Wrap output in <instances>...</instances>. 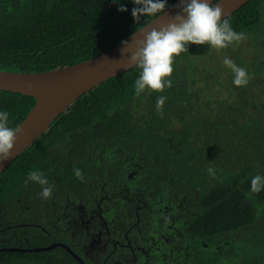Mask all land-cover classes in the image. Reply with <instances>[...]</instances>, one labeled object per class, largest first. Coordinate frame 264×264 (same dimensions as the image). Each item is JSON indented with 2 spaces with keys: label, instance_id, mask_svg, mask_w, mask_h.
<instances>
[{
  "label": "trees",
  "instance_id": "obj_1",
  "mask_svg": "<svg viewBox=\"0 0 264 264\" xmlns=\"http://www.w3.org/2000/svg\"><path fill=\"white\" fill-rule=\"evenodd\" d=\"M175 1L167 0L166 8ZM121 7L127 11L118 10ZM134 7L132 0H0V71L42 72L97 56L156 17L136 21ZM225 18L236 32L255 34L264 22V0H249ZM258 52L263 54L264 48ZM233 53L189 45L187 52L174 57L172 87L163 92L136 97L140 70L134 66L79 97L0 174V249L46 245L45 235L26 226L32 221L28 208L33 198L42 215L49 200L106 188L112 194L106 200L111 217L116 212L126 221L125 208L133 212L140 206L143 223L158 232L159 216H166L167 225L171 215L183 241L194 243L188 256L178 248L174 259L169 242L160 235L151 242L141 227L138 245L150 244L152 249L136 251L140 264H264V190H250L251 179L264 176V169L257 168L264 167V123L246 116L248 109L264 104V83L252 79L243 102L239 94L234 97L230 84L224 94V85L206 73ZM247 72L258 74L256 69ZM159 96L167 97L162 116L155 107ZM33 102L0 90V112L9 113V127L24 119ZM124 144L126 150L143 151L128 181L119 180L125 170L114 169L111 160L107 163L116 145ZM77 145L80 154L75 155ZM74 168L83 171L86 182L75 177ZM208 168L215 170L214 176ZM35 170L53 186L48 200L38 193L39 184H25L29 171ZM117 194L123 197L116 200ZM180 210L182 216L177 217ZM73 250L86 264H105ZM118 250V255L131 252L127 247ZM0 264L80 263L56 247L0 251Z\"/></svg>",
  "mask_w": 264,
  "mask_h": 264
},
{
  "label": "clouds",
  "instance_id": "obj_2",
  "mask_svg": "<svg viewBox=\"0 0 264 264\" xmlns=\"http://www.w3.org/2000/svg\"><path fill=\"white\" fill-rule=\"evenodd\" d=\"M132 2L136 5V7L132 9V16L136 21H139L141 16L153 17L161 14L162 17L167 6V0H132ZM181 8L182 14L178 13L174 17L170 18V22L160 26L159 29L152 28L147 32L142 31V39L133 40V37H135L137 33L133 35L131 43L134 45V49L131 50L129 63L140 70L139 77L135 80L134 83V93L136 97H140L141 93L144 92H148L150 94L152 92H163L166 87L171 88L172 80L169 79V77H171L173 73L174 57L179 56L183 52H187L189 45H208L210 49H214L219 52L234 43L239 45L241 42L247 39L245 33H238L231 27L230 21L227 18L222 19V17L224 16V9L219 5L213 7L212 4L209 3V0H181ZM118 10L127 11V9L124 7H121ZM122 44L123 47L121 49V54L123 56L124 50L130 47V42L123 41ZM223 64L227 68L231 69L233 73V84L236 87H246L249 84L252 76L247 72L245 68L237 66L235 62L229 58H225L223 60ZM166 99L167 97L165 96H159L156 101V111L161 116L163 115V106ZM8 124L9 113L7 111L0 112V165L12 158L18 134H22L21 127H9ZM76 154H78L77 147L75 155ZM73 172L78 180H80L81 182H86L84 173L80 168H74ZM207 172L209 175H215V170L213 168H208ZM29 182L36 183L41 186L42 199L48 200L52 197L53 186L49 185L48 179L41 171H29L28 178L27 180H25V184L27 185ZM250 190L252 193H260L262 190H264V176H254L251 179ZM72 199L79 201L80 199L87 198H80L79 196L71 195L69 200ZM55 200L56 199H54V201ZM66 201L67 199L64 198V203H66ZM37 203L38 202H36V204ZM87 203L90 202L88 201ZM103 203L107 204L106 201H104ZM43 205L44 210L47 211L43 214H46L47 216L50 213V211H48L50 210V208H48L49 203H44ZM129 209L131 210V208H125L127 223H131L135 219H128L129 217L133 216H129V214L127 213V210ZM101 210L103 214H106V208L104 206L101 207ZM43 214L40 216L42 221L45 219L43 217ZM36 215L39 216L40 211L35 207L34 214L31 215L32 219L37 220ZM107 216L108 219L113 218L109 214H107ZM159 217L164 219L166 218V216ZM170 217L171 215L169 216V218ZM120 218L121 217H118L117 219L120 221L123 220ZM36 222L37 221H31L26 226L34 230L36 234H43L44 231L42 229L41 230L43 231V233L36 230L38 228L40 229V226ZM170 224L171 222L167 225ZM167 225L163 223L165 230L167 232H171V229H169V227L168 230L166 229ZM142 227L146 228V231L150 234V237L148 239L151 242L157 235H160V233L157 232L149 224L143 223ZM52 233L53 235L58 237L56 238V240L50 241V239L48 240L47 236L45 235L46 245H36L29 248H43L56 243L55 247L53 248L59 247L61 248V250L67 252L78 263L86 264V261L83 260V258L81 259V256L73 250L74 246L66 244L59 240L61 237H63L62 234H58L56 232ZM138 234L139 231L130 233V235H136L137 237ZM138 238L140 239V237ZM182 244L185 245V241H182ZM75 246L77 248L78 244H75ZM83 257L87 260L91 259L87 255V251L85 250L83 251Z\"/></svg>",
  "mask_w": 264,
  "mask_h": 264
},
{
  "label": "water",
  "instance_id": "obj_3",
  "mask_svg": "<svg viewBox=\"0 0 264 264\" xmlns=\"http://www.w3.org/2000/svg\"><path fill=\"white\" fill-rule=\"evenodd\" d=\"M249 0H209L213 7L219 5L224 9L225 18L243 6ZM182 14L181 0H176L165 9L163 16L157 15L145 25L122 39L112 48L85 61L42 72L0 71V90L18 93L34 99L32 107L24 119L17 125L22 134H18L12 158L0 165V174L41 134L48 131L52 122L73 104L79 97L110 78L131 69L129 63L133 40L142 39L143 32L170 22V18ZM143 31V32H142ZM141 32V33H139ZM130 42L124 50L122 42ZM16 126V127H17ZM56 243L43 248H4L0 251L33 252L55 247ZM66 248V247H64Z\"/></svg>",
  "mask_w": 264,
  "mask_h": 264
},
{
  "label": "flooded vegetation",
  "instance_id": "obj_4",
  "mask_svg": "<svg viewBox=\"0 0 264 264\" xmlns=\"http://www.w3.org/2000/svg\"><path fill=\"white\" fill-rule=\"evenodd\" d=\"M128 148L127 144L116 145V150L113 154L109 155V161H112V165L114 169L125 170V174L120 176V181H128L131 176L135 173L137 169V165H139V161L143 158V152L140 147H138L137 151L126 150ZM78 150V146H77ZM78 154L79 150H78ZM136 165V166H135ZM133 167V169H130ZM124 185V184H122ZM42 189L38 190V193H41ZM125 188H122L123 192ZM82 193L78 191H72L71 195L79 196L80 199L76 201L75 199L69 200L70 194H66L65 198L67 199L66 203H64V199L57 198L55 201L49 200V208L50 213L46 216L43 214L45 218L43 221L39 220V216L36 215V219H32V221H37L40 229H36L47 236V239L50 241L56 240L55 235L52 232H56L58 234H62L63 237H59L60 241L70 244L75 247V244H78L76 249H79L82 252L87 251L90 255V261L98 263L99 261L105 262V264H126L128 261L125 257L124 252L120 255L117 251V247H127L131 250L130 253H127L131 256L133 264H140V260L137 258L136 251H140L142 254L146 250H150L152 245H145V247L138 245L139 238L136 235H130L131 232L140 231L143 220H141L139 214L140 206H136L133 212L127 210L129 216H134V221L131 223H127L124 219L118 220L120 217L119 213L114 214L112 219H108L107 214V204L103 203L106 200L110 199L108 193V189L102 190V192H94V193ZM35 195V193L33 194ZM88 195V196H87ZM123 196L117 194L116 200L121 199ZM138 199V194L134 196ZM131 198L126 197V201H130ZM36 199L33 198V201H30V205L28 208L29 217L34 214V207L37 206ZM44 203V200H40ZM91 201L92 203H87ZM101 203L106 208V214H103L101 210ZM187 206L189 204L187 203ZM117 208V207H116ZM168 210H164L166 213ZM187 213H189V209H187ZM125 215V211H124ZM177 217L182 216V211L176 215ZM171 224L167 225L171 232H167L163 228L164 218H158V232L160 233V237L163 238L164 242H169L170 248L169 253L173 256L174 259H177V250L181 248L184 250V255L188 256L191 252L194 243L191 240H185L184 244H179L178 242L183 241L184 237L182 235L180 226L174 225L173 216L170 217ZM43 231H42V230ZM60 236V235H59ZM184 245V246H182ZM179 246V247H178ZM165 256V254H163ZM110 260V261H109Z\"/></svg>",
  "mask_w": 264,
  "mask_h": 264
},
{
  "label": "rangeland",
  "instance_id": "obj_5",
  "mask_svg": "<svg viewBox=\"0 0 264 264\" xmlns=\"http://www.w3.org/2000/svg\"><path fill=\"white\" fill-rule=\"evenodd\" d=\"M254 44H256L257 48L252 47L254 46ZM263 48H264V22L262 23V28L259 32L247 36V39L241 42L239 45L234 43L223 50L229 52L233 49L234 52L233 55L225 58H229L233 60L237 66L245 68L246 70L247 69L258 70V74L252 76V79L259 77L258 82L262 81L264 83V53L260 54L258 52L263 50ZM223 60L221 61V63L212 66L206 73H208L209 75L212 73L213 75L216 76L217 81H219L220 84L224 85L222 93L227 94V85L230 84L234 89V97H236V95L239 94V97L243 100V102H245V97L249 96L248 85L246 87H236L233 84V73L231 69L227 68L223 64ZM228 78H232V83L227 82ZM262 87H264V85ZM251 96L255 97V93L251 92ZM248 110L249 112L247 113L246 116H255V118L260 123H264V104H259L255 106L253 109H248ZM257 168L260 170L264 169V167H262L261 165L257 166ZM102 206L103 204L101 203V207ZM87 255L90 257L88 252ZM125 257L128 258L127 259L128 262L126 264H133L130 255L125 254Z\"/></svg>",
  "mask_w": 264,
  "mask_h": 264
}]
</instances>
